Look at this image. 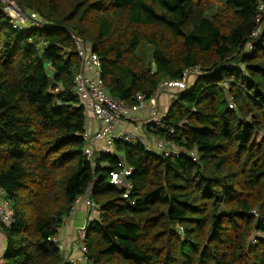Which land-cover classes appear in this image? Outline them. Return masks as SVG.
Returning a JSON list of instances; mask_svg holds the SVG:
<instances>
[{"label": "trees", "instance_id": "16d2710c", "mask_svg": "<svg viewBox=\"0 0 264 264\" xmlns=\"http://www.w3.org/2000/svg\"><path fill=\"white\" fill-rule=\"evenodd\" d=\"M13 1L45 25L14 29L0 2V196L11 208V222H0L4 264H71L50 238L91 183L101 207L84 237L93 264H264L259 1ZM74 36L98 54L107 91L130 106L201 69L175 89L165 121L180 157L118 144L134 169V204L109 182L122 155H98L94 168L85 157Z\"/></svg>", "mask_w": 264, "mask_h": 264}, {"label": "built area", "instance_id": "2783aa9c", "mask_svg": "<svg viewBox=\"0 0 264 264\" xmlns=\"http://www.w3.org/2000/svg\"><path fill=\"white\" fill-rule=\"evenodd\" d=\"M258 1L256 21L259 27L255 35L259 34L264 22V0ZM0 2L14 29L40 28L45 25L38 13L25 12L15 1L0 0ZM74 39L81 60V69L75 77L74 90L79 98L78 105L84 108L87 116L86 131L83 135L85 157L94 168L98 155H122L124 158L110 172L109 182L115 188L122 190L123 197L134 204L135 200L131 198L134 185L130 178L134 169L125 161V154L119 151L118 144L141 145L148 152L159 154L164 158L180 157L181 147L168 139L175 133V128L166 127L168 111L162 112L159 97L169 90L185 89L190 85L191 80L201 73V69L199 67L187 69L182 79L164 82L160 89L149 98L145 95H138L137 104L130 106L107 91L101 78V61L98 54L91 51L80 37L74 36ZM43 44L46 46L45 42ZM251 49L250 45L249 50ZM229 107L235 108L236 103L231 101ZM92 121H95V125ZM191 156L198 161L195 153H191ZM92 193L93 183L89 185L86 193L78 198L71 214L63 219L59 235L50 238L71 264H93L86 254L85 233L78 241L81 248L78 258L68 257L67 253L73 241L61 237L63 228L74 218L80 204H85L89 208L86 218L87 225L98 219L101 207L92 200ZM2 194L3 191L0 190V195ZM0 222L7 224L11 222V208L6 199L0 201Z\"/></svg>", "mask_w": 264, "mask_h": 264}, {"label": "crops", "instance_id": "0c3cea01", "mask_svg": "<svg viewBox=\"0 0 264 264\" xmlns=\"http://www.w3.org/2000/svg\"><path fill=\"white\" fill-rule=\"evenodd\" d=\"M92 123L95 125V121H92ZM3 197L0 196V201ZM87 208L80 204L78 206V211L74 218L69 222L68 225H66L61 233L62 238L70 239L75 244H77L75 241L77 240L78 235L80 234L81 230H84L86 225V218H87ZM6 245V237L3 234V232L0 230V264H4V261H2L1 257L3 255V251L5 249Z\"/></svg>", "mask_w": 264, "mask_h": 264}, {"label": "rangeland", "instance_id": "374dc122", "mask_svg": "<svg viewBox=\"0 0 264 264\" xmlns=\"http://www.w3.org/2000/svg\"><path fill=\"white\" fill-rule=\"evenodd\" d=\"M176 92L177 90H169L160 95L159 98H160L162 112L168 111L172 103V100L174 99L175 96H177ZM83 205L87 208V210L89 209L85 204ZM86 226H87V223L85 225L84 230H81L80 234L78 235L77 240L75 241L76 243L79 241L81 237H83L82 235L85 233ZM80 253H81V248L79 246V243L75 244L74 242H72L70 250L67 253L68 257L72 256V257L78 258L80 256Z\"/></svg>", "mask_w": 264, "mask_h": 264}]
</instances>
